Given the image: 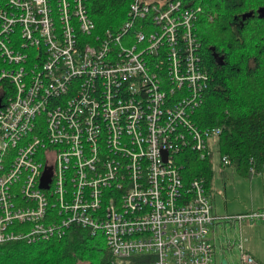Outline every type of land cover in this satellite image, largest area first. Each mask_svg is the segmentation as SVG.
Masks as SVG:
<instances>
[{"label":"built area","instance_id":"obj_1","mask_svg":"<svg viewBox=\"0 0 264 264\" xmlns=\"http://www.w3.org/2000/svg\"><path fill=\"white\" fill-rule=\"evenodd\" d=\"M201 12L132 0L100 33L86 0H0V247L82 228L117 259L216 264L206 181L186 183L179 162L219 154L223 133L194 120L211 81ZM222 220L264 222V210ZM240 248L239 264H260Z\"/></svg>","mask_w":264,"mask_h":264},{"label":"trees","instance_id":"obj_2","mask_svg":"<svg viewBox=\"0 0 264 264\" xmlns=\"http://www.w3.org/2000/svg\"><path fill=\"white\" fill-rule=\"evenodd\" d=\"M131 1L86 0V5L103 33L124 24ZM190 1L202 8L197 31L211 79L194 120L202 129L222 128L219 155L228 157L240 175L247 177L251 170L264 174V0ZM209 158L185 151L179 160L185 182L203 178L207 192L215 175ZM81 263L152 264V257L117 259L102 234L82 228L71 229L62 239L0 247V264Z\"/></svg>","mask_w":264,"mask_h":264},{"label":"crops","instance_id":"obj_3","mask_svg":"<svg viewBox=\"0 0 264 264\" xmlns=\"http://www.w3.org/2000/svg\"><path fill=\"white\" fill-rule=\"evenodd\" d=\"M230 167L221 163L218 168L219 178L214 181V175L211 183L209 197L213 206V216L217 218L213 229L221 226L226 228L227 224H230L234 231L239 229L240 257L237 264L241 259L240 245L246 253L253 256L260 264H264V222H244L241 226L238 223L222 222V218L225 217L264 210V174L250 173L246 177ZM226 245L227 250H230L234 243L229 239ZM222 252H226V249L223 248ZM223 264L230 263L225 259Z\"/></svg>","mask_w":264,"mask_h":264},{"label":"rangeland","instance_id":"obj_4","mask_svg":"<svg viewBox=\"0 0 264 264\" xmlns=\"http://www.w3.org/2000/svg\"><path fill=\"white\" fill-rule=\"evenodd\" d=\"M209 161L213 165V169L215 172V180L219 178L218 172L221 164V158L220 155L217 152H212L210 155ZM231 168V167H230ZM233 170V168H231ZM211 192V186L208 190V194L210 195ZM222 221V220H221ZM222 222H229L223 220ZM215 224V223H214ZM217 224V223H216ZM215 228V227H214ZM210 242L215 245L216 250V264H223V261L227 259L230 264H237L238 259L240 257V249H239V229L237 231L232 230V227L230 224H227L225 227H219L218 229H213V225L210 228V234H209ZM231 240L234 245L232 246V249L227 250V242L228 240ZM226 249V252H222V250ZM84 264V263H81Z\"/></svg>","mask_w":264,"mask_h":264},{"label":"water","instance_id":"obj_5","mask_svg":"<svg viewBox=\"0 0 264 264\" xmlns=\"http://www.w3.org/2000/svg\"><path fill=\"white\" fill-rule=\"evenodd\" d=\"M51 178H52V174L47 171L44 178H43V181H42V188L43 189H48L49 188V184L51 183Z\"/></svg>","mask_w":264,"mask_h":264}]
</instances>
